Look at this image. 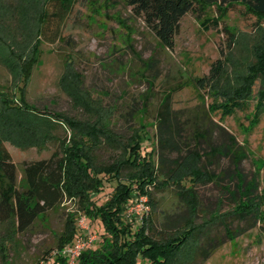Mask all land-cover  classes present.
I'll list each match as a JSON object with an SVG mask.
<instances>
[{"label":"rangeland","instance_id":"374dc122","mask_svg":"<svg viewBox=\"0 0 264 264\" xmlns=\"http://www.w3.org/2000/svg\"><path fill=\"white\" fill-rule=\"evenodd\" d=\"M44 2L0 0V141L17 165L19 181L25 162L49 157L66 133L83 140L97 164L122 160L127 148L142 138L143 151L153 164L156 154L149 151L158 145L159 107L170 94L175 108L220 104L211 111L213 118L243 143L248 156L241 170L247 178L258 173L259 188L264 191V72L259 61L264 50V13L250 11L242 0L229 6L209 5L201 18L189 11L181 19L174 48H169L126 0H75L62 23L60 38L42 40L38 29ZM207 17L220 18V25L206 28L202 21ZM219 57L224 61L220 74L206 86L199 85L197 78L208 75ZM234 100L240 106L231 114L224 113V105ZM30 109L46 118L50 115L51 120L41 118L35 123L28 115ZM46 109L49 113L42 112ZM56 111L79 123L72 126L57 119ZM90 130H95L91 136ZM140 162L142 168L146 162ZM137 169L129 165L123 175ZM224 179L223 184L234 190L236 178L230 173ZM115 181H107L102 191L93 194L95 202L109 200ZM146 188L153 190L156 201V205L149 203L156 217L155 235L165 236L183 227L187 208L172 188H157L153 183ZM197 190L200 210L196 221L214 218L220 244L207 259H194L185 251L175 263L264 264V220L249 228L245 220L231 218L236 236L230 238L218 220L236 207L234 197L219 182L200 183ZM140 196L149 201L147 193ZM77 200L66 197L26 230L18 229L14 217H0V264H53L56 253L65 254L69 245L57 246L69 212L76 213L80 231L84 218L97 235L82 251L99 247L93 250L94 256L102 250L109 252L112 245L101 239L110 236L102 216L87 215ZM131 200L125 203L123 216L135 232L139 221L129 215ZM82 251L74 261L69 258V264H75Z\"/></svg>","mask_w":264,"mask_h":264},{"label":"trees","instance_id":"16d2710c","mask_svg":"<svg viewBox=\"0 0 264 264\" xmlns=\"http://www.w3.org/2000/svg\"><path fill=\"white\" fill-rule=\"evenodd\" d=\"M235 1L126 0L133 12L141 16L161 43L169 48H174L181 19L187 12L194 11L201 18L207 6L214 3L229 6ZM242 1L250 11L264 13V0ZM74 2L45 0L38 29L40 39L56 42L60 38L62 23L71 12ZM202 23L206 28L218 27L220 18L207 17ZM259 61L260 69L264 72V50L260 52ZM223 62L221 57L215 60L209 74L197 78L199 85L206 86L216 78L223 68ZM25 77L28 78L27 73ZM231 104L224 105V113L231 114L240 106L237 100L231 101ZM219 105H197L190 110L175 108L170 94L166 95L158 112V145L149 151L156 154L153 164L149 162L150 156L143 151L145 146L142 138L127 148L122 160L97 164L90 150L83 146L84 141H78L66 133L60 138L59 149L49 157L25 162L22 181H19L17 165L10 151L0 141V217H14L18 229L26 230L36 218L62 204L66 197H78L77 201L87 215L94 218L102 216L110 236L103 235L101 239L112 247L108 249L109 252L102 250L95 256L92 253L94 249L84 250L75 264H140L139 258L142 264H176L177 255L185 251L194 259L209 258L220 244V239L214 233V218L212 221H196L200 210L198 184L219 182L234 197L236 207L218 220L223 223L230 238L236 236L229 221L231 218L245 220L249 228L256 226L260 219L264 220V191H260L258 173L247 178L241 170V163L248 156L247 150L234 133L213 118L211 111ZM42 112L49 113L47 109ZM53 113L57 119L72 126L79 123L63 112ZM28 115L31 118L33 116L32 121L35 123L41 118L45 122L51 120L50 115L46 118L35 110L28 111ZM256 115L258 120V109ZM54 121L51 122L53 125L56 124ZM89 132L91 136L95 130ZM141 160L146 162L142 168ZM129 165L138 166V171L126 177L123 169ZM230 173L236 178L234 190L228 184H223L224 178ZM113 179H116L115 188L109 200L103 204L95 202L93 194L102 191L108 185L107 181ZM148 183H153L157 188H172L187 208L183 227L165 236H156V217L149 211L142 220H138V229L132 231L131 222L123 216L125 203L147 193L148 202L156 205L153 190L146 188ZM80 234L76 213L69 212L57 246L61 248L74 243ZM145 258H148L146 263ZM53 264H69V257L56 253Z\"/></svg>","mask_w":264,"mask_h":264},{"label":"built area","instance_id":"2783aa9c","mask_svg":"<svg viewBox=\"0 0 264 264\" xmlns=\"http://www.w3.org/2000/svg\"><path fill=\"white\" fill-rule=\"evenodd\" d=\"M130 213L129 215L135 217L137 220H142L144 214H147L150 210V204L146 198L137 196L134 200L130 202ZM80 225L82 226L81 234L79 238L74 243L67 245L64 249V253L74 261L77 255L86 248L90 246L97 235L90 231V226L85 224V219L80 220Z\"/></svg>","mask_w":264,"mask_h":264}]
</instances>
